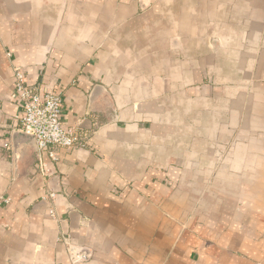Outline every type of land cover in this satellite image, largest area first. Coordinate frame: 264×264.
<instances>
[{
	"label": "crops",
	"instance_id": "0c3cea01",
	"mask_svg": "<svg viewBox=\"0 0 264 264\" xmlns=\"http://www.w3.org/2000/svg\"><path fill=\"white\" fill-rule=\"evenodd\" d=\"M80 138L13 134L14 69ZM264 264V0H0V264Z\"/></svg>",
	"mask_w": 264,
	"mask_h": 264
},
{
	"label": "built area",
	"instance_id": "2783aa9c",
	"mask_svg": "<svg viewBox=\"0 0 264 264\" xmlns=\"http://www.w3.org/2000/svg\"><path fill=\"white\" fill-rule=\"evenodd\" d=\"M15 92L13 98L21 102L23 115L21 131L35 138L37 145V170L43 174L52 173L53 165L58 164L59 155L75 149L79 135L64 126L61 120L63 97L53 91L40 92L29 85L28 77L22 68L14 69ZM89 259L84 252L73 254L71 264Z\"/></svg>",
	"mask_w": 264,
	"mask_h": 264
},
{
	"label": "water",
	"instance_id": "95a60500",
	"mask_svg": "<svg viewBox=\"0 0 264 264\" xmlns=\"http://www.w3.org/2000/svg\"><path fill=\"white\" fill-rule=\"evenodd\" d=\"M22 144L35 147L37 152V145L35 138L29 134H26L23 131H17L13 134V148L15 154L17 153L18 147Z\"/></svg>",
	"mask_w": 264,
	"mask_h": 264
}]
</instances>
